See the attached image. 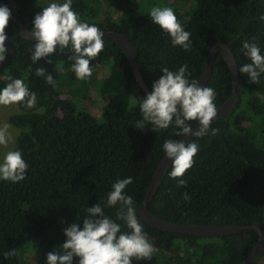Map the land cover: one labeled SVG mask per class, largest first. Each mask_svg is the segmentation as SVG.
I'll list each match as a JSON object with an SVG mask.
<instances>
[{"label":"trees","instance_id":"trees-1","mask_svg":"<svg viewBox=\"0 0 264 264\" xmlns=\"http://www.w3.org/2000/svg\"><path fill=\"white\" fill-rule=\"evenodd\" d=\"M25 27L32 30L35 15L46 7L33 0H17ZM64 2V1H63ZM60 2V3H63ZM189 19L174 10L178 21L191 33L192 47L183 50L173 46L171 37L154 24L150 13L116 20L100 18L98 0H72V9L82 22L99 29L122 32L130 39L141 74L150 88L162 75L187 64L190 80L203 74L209 47L219 41L230 45L240 68L251 61L243 54L242 43H255L264 55V0H195ZM12 14L5 29L8 38L16 35L12 47L16 54L0 70V89L7 77L23 79L37 95L36 108L20 106L21 112L10 117L21 129L15 150L22 153L29 167L26 178L13 183L0 180V264H28L19 256L27 241L42 254L38 264H47V253L58 251L67 239L64 229L76 223L81 230L87 209L96 203L104 207L113 220L119 205L106 206L112 185L131 177L133 183L125 194L134 200L137 217L156 251L150 261L132 264H240L257 244L260 234L245 230L223 236L176 233L156 228L140 214L139 206L164 155L166 139L180 140L174 126L155 132L134 125L142 119L139 105L128 109L119 99H112L104 121L91 112L78 109L76 102L61 92V87L87 85L99 67L108 60L121 69L128 92L137 99L147 96L136 79L130 60L119 43L103 35L104 50L91 62L93 73L80 81L71 71L69 49L57 51L48 58L54 71L55 86L35 75L50 68L39 60L33 64L30 48L34 41L19 35V24L8 0H0ZM47 61V59H45ZM61 69H63L61 71ZM214 89V103L219 106L232 93V72L224 56L217 52L213 71L206 85ZM239 105L228 116L211 124L209 134L192 140L199 144L194 166L182 177L186 185L178 186L170 178V166L158 191L149 203L152 213L175 223L246 225L259 222L264 230V73L260 83H250L239 71ZM71 90V89H70ZM244 109L242 119L249 125L244 132L232 128V116ZM198 121L189 122L192 127ZM211 129H218L216 135ZM187 193L190 201L183 200ZM121 230L128 232L126 223ZM15 249L16 255L5 259L3 253ZM79 258H73L78 264ZM252 264H264V253Z\"/></svg>","mask_w":264,"mask_h":264},{"label":"clouds","instance_id":"clouds-1","mask_svg":"<svg viewBox=\"0 0 264 264\" xmlns=\"http://www.w3.org/2000/svg\"><path fill=\"white\" fill-rule=\"evenodd\" d=\"M11 18V10L6 5L0 6V62L6 58L5 42L8 36L5 29ZM150 18L171 37L173 46H179L183 50L191 49V33L184 29L171 7H153ZM259 19L264 21V14ZM33 25L28 33L35 40L34 51L30 56L33 64L41 58L49 62L48 58L58 48L61 51L69 49L71 55L68 59L72 61L71 71L76 78L80 81L91 78V62L104 50V34L95 24L81 21L79 14L72 9V0H64L63 3L52 0L35 15ZM242 51L251 62L242 65L239 71L247 75L250 83L259 84L260 76L264 73V55H261L255 43L248 40L243 41ZM162 72L163 75L153 83V90L145 98L129 97L133 104L139 105L142 114V119L134 126L143 130L150 124L155 132L174 126L173 134L184 139L189 136H207L211 122L217 116L214 89L199 86L196 80H190L191 73L188 72L187 64L178 71L165 67ZM35 75L44 77L47 83L55 86L53 76L46 74L43 68H37ZM7 80L6 86L0 89V108H36L37 95L29 90L23 79L9 75ZM191 121H198V130L194 131L189 123ZM11 127L7 122L0 123V149L7 150L0 157V180L16 183L26 178L29 165L19 150L10 149V145L15 142ZM218 131L211 129V134L216 135ZM184 139H166L162 145L165 157L171 161L169 176L181 187L186 185L182 177L194 166V157L199 151L198 143L192 139L185 143ZM132 183L131 177L120 179L112 185V191L107 195V207L120 206L115 220L105 214L101 204L89 207L83 229L76 223L65 228L64 235L67 239L61 245V251L47 253V264H73L74 257L79 258L78 264H132L133 260L150 261L156 249L139 222L133 198L125 194L126 187ZM190 199L187 193L183 194L184 201ZM120 220L126 223L130 231L121 230V224L117 223ZM15 255V249L3 253L5 259Z\"/></svg>","mask_w":264,"mask_h":264},{"label":"water","instance_id":"water-1","mask_svg":"<svg viewBox=\"0 0 264 264\" xmlns=\"http://www.w3.org/2000/svg\"><path fill=\"white\" fill-rule=\"evenodd\" d=\"M9 5L16 17V20L19 24L20 30L19 35L23 38H26L28 40L34 41V39H31V37L28 35V33L31 32V30L27 29L25 27L24 21L22 19L18 2L17 0H8ZM100 31L108 36L113 38L117 43L121 45V47L125 50L130 63L132 67V71L138 80L141 87L144 89L146 94H149L151 92L150 88L146 84L137 59L136 54L133 48V45L128 38V36L122 32L111 30V29H100ZM16 38V35L8 38L6 40V58L3 62H0V70L3 69L9 61L12 59V57L16 54V51L12 47V42ZM35 45V44H34ZM34 45L30 48L28 53H32L34 51ZM217 52H220L227 64L229 65L231 72H232V80H233V90L230 96L222 102L219 106H217V116L213 119L211 122L212 124L216 121H218L221 118H224L228 116L229 114L233 113L236 108L239 105L240 96L238 92V82H239V67H238V61L236 59L235 53L230 47V45L226 42L219 41L215 45H212L209 47V57L208 61L206 63L205 69L203 71L202 76L198 80L199 86H206L212 71H213V64H214V57ZM42 61L50 68L51 75L54 76V71L52 65H50L47 61H45L44 58H41ZM198 122L193 126L194 131L198 130ZM193 136H189L188 138H181L184 139V142L187 143L188 140L193 139ZM180 139V140H181ZM171 166V161L165 157V155L162 156L159 165L157 167V170L152 178V181L148 187L146 196L142 204L139 206V211L142 217L152 226L165 230V231H171L176 233H184V234H194V235H204V236H223L227 234L237 233L240 231L245 230H256L259 232L260 237L255 245V247L252 249V251L247 255V257L240 263V264H252L255 261H257L262 254L264 253V230L262 228L261 223L259 222H253L246 225H218V224H186V223H175L169 220H166L154 213H152L149 209V203L158 191L165 175L167 174L169 168Z\"/></svg>","mask_w":264,"mask_h":264},{"label":"rangeland","instance_id":"rangeland-1","mask_svg":"<svg viewBox=\"0 0 264 264\" xmlns=\"http://www.w3.org/2000/svg\"><path fill=\"white\" fill-rule=\"evenodd\" d=\"M33 1L42 3L45 6H48L52 2V0ZM63 1L56 0L58 3ZM98 5L100 6L101 19L107 15L114 17L116 20H121L131 15H143L150 13L153 7L158 6L171 7L177 10L187 20L194 10L196 3L195 0H98ZM61 92L65 97L76 102L78 109L91 112L101 122L104 121L105 111L112 99H119L128 109L137 106V104H133L129 99L132 95L127 90L123 73L113 60H108L99 67L91 83L82 86L80 84H74L72 88L62 86ZM19 112H21L20 107L0 108V123H9L12 126L11 130L15 136V142L10 145V149L12 150H15L17 146L21 129L11 124L10 117ZM243 114L244 109H240L232 116L233 130L244 132L249 128V125L242 119ZM5 151L7 150L0 149V157H2ZM59 251H61V246L57 252ZM41 254L42 252L31 241L25 242L19 251L20 258L28 264H38Z\"/></svg>","mask_w":264,"mask_h":264}]
</instances>
